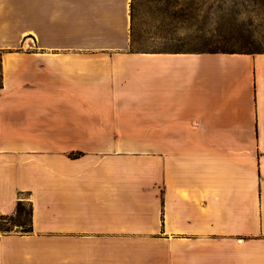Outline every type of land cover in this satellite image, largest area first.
<instances>
[{
    "label": "crops",
    "instance_id": "crops-1",
    "mask_svg": "<svg viewBox=\"0 0 264 264\" xmlns=\"http://www.w3.org/2000/svg\"><path fill=\"white\" fill-rule=\"evenodd\" d=\"M129 6L0 0V264H264V53L130 52Z\"/></svg>",
    "mask_w": 264,
    "mask_h": 264
},
{
    "label": "rangeland",
    "instance_id": "rangeland-1",
    "mask_svg": "<svg viewBox=\"0 0 264 264\" xmlns=\"http://www.w3.org/2000/svg\"><path fill=\"white\" fill-rule=\"evenodd\" d=\"M226 10L227 19L231 30L240 34L242 38L237 40L236 48L252 52H264V0H193V8L199 22L207 17L206 31L212 33L215 22L220 16L216 11L218 7ZM164 6L154 9L146 3V0H136L134 13V51H193L201 50L198 45L187 43L183 40L185 34H194L196 28L188 31L177 26V37L164 39L168 26L164 15ZM164 17V20L162 19ZM176 36V35H175ZM25 210L28 211L27 202ZM1 223V222H0ZM11 232H21L18 226H10Z\"/></svg>",
    "mask_w": 264,
    "mask_h": 264
},
{
    "label": "trees",
    "instance_id": "trees-1",
    "mask_svg": "<svg viewBox=\"0 0 264 264\" xmlns=\"http://www.w3.org/2000/svg\"><path fill=\"white\" fill-rule=\"evenodd\" d=\"M148 5L157 8L159 6H164L163 15L168 21L166 26H168L167 35L162 36L164 39L172 40L177 37L176 30L177 26L174 24H180V28L186 29L187 31L191 28H196L194 34H185L183 40L187 43L198 45L201 50L193 51H182V50H163L161 52H174V53H209V54H259L264 52H252L249 50H242L241 48H236L237 40L242 38L240 34L234 33L231 30L230 24L227 19L226 10L221 6L218 7L216 11L220 16H218L215 22V28L212 33L206 31L207 17H204L200 22L196 16L195 9L193 8V0H146ZM136 0H130V42L129 51L130 52H148V51H134L132 50V45L134 44V13H135ZM164 17L162 18L164 20ZM176 35V36H175ZM3 51L0 50V67H1V57ZM81 153H71L68 155L70 159L79 158ZM28 211L25 210V203L18 201L15 208V213L12 216H1L0 217V232L9 233L11 232L10 226H18L22 229L20 233L28 234L31 233V213L32 208L29 203Z\"/></svg>",
    "mask_w": 264,
    "mask_h": 264
}]
</instances>
